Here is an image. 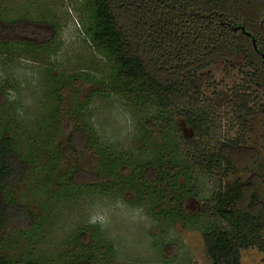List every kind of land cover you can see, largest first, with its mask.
Listing matches in <instances>:
<instances>
[{"label":"trees","instance_id":"1","mask_svg":"<svg viewBox=\"0 0 264 264\" xmlns=\"http://www.w3.org/2000/svg\"><path fill=\"white\" fill-rule=\"evenodd\" d=\"M79 1L83 34L108 66L106 88L133 111L142 114L149 110L152 114L142 124L143 128L147 126L145 139L153 145L158 143L155 135H160V131L152 121H159L164 132L175 129L190 164L217 178L215 194L199 210V215L214 220L202 232L211 264H239L242 250H263L264 198L259 184L264 180L259 172L253 171L260 154L248 143V135L258 119L264 120V97L257 98L251 93L254 89L264 94V0ZM8 8L0 2L1 24L33 32L38 27L43 29L37 26L41 23L57 31V24L44 21L43 17L33 19L17 14L11 18ZM57 49L59 45L53 38L46 42L0 40V57L5 61L19 58L51 66L47 59ZM234 58H241L248 68L243 82L228 91L207 96L204 73L218 62H230ZM84 75L89 76L74 74L66 81L63 74L56 73L48 77V84L55 87L56 95ZM62 105L60 96L54 105L57 118L66 112ZM10 120L0 130V248L8 224L20 216L29 219L31 214L13 200V191L33 185L39 177L37 162H34L38 156L33 157L31 149L25 150L30 155L23 154L20 148L23 143L27 144L26 148L34 145L35 132L20 136L16 116ZM63 121L72 123V132L62 144L58 143L60 149L54 151L55 156L47 161L46 169L53 171L57 159L76 153L80 139L83 147L96 158L95 177L104 178L101 182L80 181V171L73 170L67 177L69 193L98 190L102 194L115 187H126L135 194L136 203L144 197L155 202L153 206L154 210L158 209V215L172 218L184 212L181 207L191 193L181 184L179 170L155 162L157 156L163 157L164 145L156 148L154 160L128 166V160L122 163L125 157L120 155L123 154L107 146L88 123L80 127L73 118ZM224 121L236 129L235 135L223 137L204 149L203 141ZM183 127L191 134L185 135ZM46 148L44 145V155ZM251 171L244 179L229 180L230 175ZM98 182L99 186H95ZM171 205L176 211L170 210ZM78 236L85 244L84 232ZM80 247L81 251L59 264H100L89 251V243ZM0 264L16 263L0 254Z\"/></svg>","mask_w":264,"mask_h":264},{"label":"rangeland","instance_id":"2","mask_svg":"<svg viewBox=\"0 0 264 264\" xmlns=\"http://www.w3.org/2000/svg\"><path fill=\"white\" fill-rule=\"evenodd\" d=\"M1 1L9 7L11 18L17 14L33 19L43 17L44 21L55 22L57 31L41 23L37 26L43 29L38 27L33 32L26 28L15 30L0 23V40L46 42L53 38L59 49L46 58L51 66L19 58L5 61L0 57V130L11 121L10 117L16 116L20 136L35 132L34 145L26 148L27 144L23 143L20 148L23 154L30 155L25 150L31 149L33 157L38 156L34 162L39 172L33 185L20 186L13 191V200L31 214L29 219L20 216L8 224L0 254L16 264L26 261L59 264L89 243V251L100 264H211L203 246L202 232L214 220L199 215V210L215 194L217 178L190 164L186 150L178 143L175 129L164 132L159 121H152L154 128L160 131V135H155L158 143L153 145L145 139L147 126L143 128L142 124L150 120L151 112L133 111L106 88L108 66L83 34L78 13L80 1ZM247 72L241 58L218 62L204 73L207 96L240 84ZM56 73L63 74L66 81L74 74L89 76L79 77L54 95L55 87L48 84V77ZM256 91L252 89L251 93L257 98L264 97ZM60 96L66 112H61L57 118L54 105ZM67 118L75 119L80 127L88 123L107 146L123 154L120 155L125 157L122 163L128 160V166L154 160L156 148L164 145L163 157L157 156L155 162L179 170L181 184L191 193L181 207L184 212L172 218L171 215H158V209L154 210L153 206L155 202L144 197L136 203L135 194L126 187H115L102 194L98 190L69 193L67 177L73 170L80 171V181L101 182L104 178L95 177L96 158L83 147L79 138L76 153L57 159L53 171L46 169L47 161L54 158V151L60 146L58 143L62 144L72 132V123L63 121ZM218 125L208 137L210 142L203 141L204 149L223 137L235 135L236 129H231L227 121ZM183 133L191 134L184 127ZM248 143L259 151V163L253 171L259 172L264 180V120H257L248 135ZM44 145L48 149L45 155ZM250 173L252 171L230 175L229 180L244 179ZM100 182L94 185L99 186ZM259 192L264 198V182L259 184ZM173 208L171 205L170 210ZM82 232L85 244L78 236ZM239 264H264V249L242 250Z\"/></svg>","mask_w":264,"mask_h":264}]
</instances>
